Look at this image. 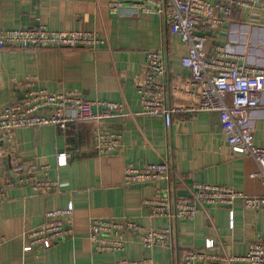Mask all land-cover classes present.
<instances>
[{
    "label": "crops",
    "instance_id": "obj_1",
    "mask_svg": "<svg viewBox=\"0 0 264 264\" xmlns=\"http://www.w3.org/2000/svg\"><path fill=\"white\" fill-rule=\"evenodd\" d=\"M205 1L214 4L217 0ZM109 3L110 0H0L2 28L44 25L54 31L92 32L106 40L96 50H0V111L19 102L22 91L17 90V84L34 78L40 88L49 92L76 90L89 101L124 104L129 114L100 123L72 124L67 130L42 126L15 131L18 154L25 164L38 168L37 179L57 181L63 187L47 195H37L27 186L6 191V200L0 203V237L5 238L0 246V264H118L146 258L153 264H183L184 253L203 251L207 238L216 242L211 251L215 256H245L252 244L264 241V211L246 209L241 200L233 206L206 205L193 218L176 223L173 247L146 248L140 237L128 233L124 252L95 250L90 239L94 218H128L148 230L169 226L166 219L154 217L144 205L145 200L155 196L157 188L167 184L125 185L124 170L129 163L158 164L169 159L180 178L171 187L183 198L199 184L264 197V181L257 176L258 163L231 150L218 113L177 114L168 130L162 118L140 114L135 79L150 51L163 49L166 53L170 103L192 101L190 72L182 65L188 47L158 15H130L128 11L113 14ZM204 34L208 38V56L222 48L240 64L264 68V6L234 8L221 29L206 30ZM250 125L255 145L264 148V93L261 105L251 114ZM99 127L122 133L124 151L112 157L98 155L94 131ZM61 154L67 157L63 166L58 162ZM42 167H48L47 174ZM9 172L6 156L0 162V187L10 179ZM69 203L74 205L73 238L52 248L25 252V234L39 228L47 212L63 209Z\"/></svg>",
    "mask_w": 264,
    "mask_h": 264
},
{
    "label": "built area",
    "instance_id": "obj_2",
    "mask_svg": "<svg viewBox=\"0 0 264 264\" xmlns=\"http://www.w3.org/2000/svg\"><path fill=\"white\" fill-rule=\"evenodd\" d=\"M263 0H217L211 4L205 0H110L113 14H155L162 18L171 33L178 36L188 47L182 65L190 72L188 86L192 101L170 103L168 88V62L163 49L150 51L147 61L135 79L142 116L160 117L166 129L173 125L177 114L196 116L199 113H218L221 130L231 150L252 157L259 165L257 176L264 181V148L255 145L250 125L252 112L262 102L264 93V68L240 64L222 48L216 55L208 56L206 30L221 29L230 20L234 8H260ZM218 14H221L218 16ZM106 44L101 36L92 32L54 31L44 25L25 29L0 27V50L15 49H98ZM22 91L19 102L0 111V162L7 156L10 162V179L0 187V203L6 200V191L17 186L31 187L37 195L57 193L63 187L60 182L49 179L38 180L35 165L25 164L18 154L15 131L20 128L55 126L67 130L76 123H100L107 119L129 116L124 104L109 101H89L81 92L68 90L49 92L30 78L16 85ZM94 148L98 155L112 157L124 151L122 133L104 127L94 131ZM60 166L66 165L65 154L58 156ZM41 170L47 174L48 167ZM256 176V175H255ZM254 176V177H255ZM180 181L169 159L158 164L138 165L129 163L124 170V184H154L165 182L157 188L153 198L144 201L154 217L164 218L169 226L160 230H148L128 218H94L90 224V239L100 253H117L126 250L128 233L141 238L146 248L156 246L173 247L174 225L181 220L193 218L204 206H233L237 200L244 207L264 211V197H248L236 190L195 185L190 195L183 198L171 185ZM231 227L234 212H230ZM74 236V205L51 210L46 221L36 230L25 234V252L34 249L52 248ZM5 238L0 237V246ZM216 242L207 238L203 251H187L183 264L198 262H221L227 264H264V241L250 246L245 256L221 258L211 254ZM118 264H153L146 258L141 261L122 260Z\"/></svg>",
    "mask_w": 264,
    "mask_h": 264
}]
</instances>
